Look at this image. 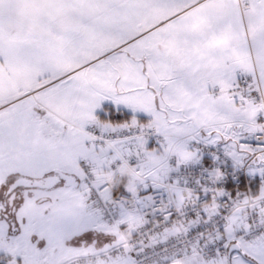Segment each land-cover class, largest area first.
<instances>
[{"label": "snow or ice", "instance_id": "1", "mask_svg": "<svg viewBox=\"0 0 264 264\" xmlns=\"http://www.w3.org/2000/svg\"><path fill=\"white\" fill-rule=\"evenodd\" d=\"M0 264H264V0H0Z\"/></svg>", "mask_w": 264, "mask_h": 264}]
</instances>
